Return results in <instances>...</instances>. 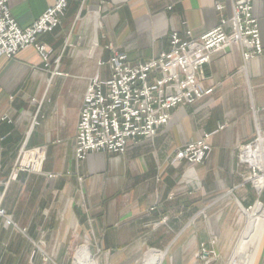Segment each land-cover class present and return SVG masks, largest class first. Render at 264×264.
<instances>
[{"label":"crops","instance_id":"1","mask_svg":"<svg viewBox=\"0 0 264 264\" xmlns=\"http://www.w3.org/2000/svg\"><path fill=\"white\" fill-rule=\"evenodd\" d=\"M55 3L7 7L27 28ZM254 3L262 16L263 0ZM231 15L230 0H67L58 25L38 38L48 61L34 45L0 55V189L15 223L0 218V264H69L82 242L115 264L149 249L194 264L201 244L228 238L238 211L254 231L243 255L263 258L264 188L252 186L238 155L264 133V55L245 61L235 45L213 53L203 83L212 91L173 107L153 138L75 157L84 96L93 78L106 87L111 47L137 65L168 51L174 33L197 38ZM204 133L211 145L201 163L175 158ZM24 146L44 147L40 170L12 169Z\"/></svg>","mask_w":264,"mask_h":264},{"label":"built area","instance_id":"2","mask_svg":"<svg viewBox=\"0 0 264 264\" xmlns=\"http://www.w3.org/2000/svg\"><path fill=\"white\" fill-rule=\"evenodd\" d=\"M254 1L230 0V17H222L218 25L197 38L191 37L190 31L188 39L174 33L168 51L137 65L129 64L122 52L111 47L108 61L111 75L106 87L101 80L93 78L84 96L78 121L76 159L86 158L90 151L123 153L136 138H153L169 123L173 107L193 103L212 91L203 83L204 66L213 53L235 45L245 61L264 55V9L262 16L256 15ZM66 6L67 0H56L54 6L23 28L8 10L7 0H0V55L13 58L28 45H34L48 61L46 45L38 38L58 25V15ZM216 7L222 10L224 5L218 3ZM261 134L264 135L258 132L254 141L242 145L238 155L239 160L250 167L248 180L257 190L264 169L244 159V151L255 147ZM210 137L209 133H204L200 139L178 147L175 158L201 163L210 149ZM40 155L44 156V147L24 146L19 156H30L25 170H36L29 162L31 156ZM1 166L0 158V169ZM3 197L0 189V218L6 225H15L3 206Z\"/></svg>","mask_w":264,"mask_h":264},{"label":"rangeland","instance_id":"3","mask_svg":"<svg viewBox=\"0 0 264 264\" xmlns=\"http://www.w3.org/2000/svg\"><path fill=\"white\" fill-rule=\"evenodd\" d=\"M255 1L258 5L262 4V0H255ZM263 2H264V0H263ZM29 157L30 156H17V158L14 162V165L12 167L14 172H21V171L27 172L28 170H25V169L27 168L26 166H27V161H28ZM246 166H247V170H248V175L246 177L248 179L250 174H251V170L247 164H246ZM262 173H263V171L260 172V174H262ZM251 184L254 187L253 183H251ZM0 186H1V184H0ZM261 191H258V192H261ZM1 192H2V190H1ZM258 202H261L262 204H264V198L261 197L260 201H258ZM251 209H248L247 211H249ZM239 214H240V219H239ZM241 220H243V221L240 222ZM232 221H233V225L231 226L232 231L228 233V238L220 240L219 242L218 241L217 242L216 241L211 242V245H213V247H209L208 243H205V242L203 244H201L200 245V251L198 252V256L195 257L194 264H264V256H263V258H256V257H248L247 258L246 255L245 256L243 255L244 248L246 247V244H250L251 240L254 236V234H253L254 231L252 229L246 228L247 223L245 224V221H247V215L246 214L241 215V212L238 211L236 214V217H234ZM5 226L9 227V225H6V224H5ZM253 240H254V238H253ZM167 243L168 242H166L164 247H161L158 249H161V251H164L166 249V247H168L166 245L171 244V242L168 244ZM255 243H257L256 240H255ZM83 244L85 245L86 243L82 242L81 244H75L74 245V248L71 251L69 264H75L78 248ZM253 248H254V246H253ZM235 249H236V252H234ZM149 250H147V251L145 250L146 254H145V251L142 250L138 253L130 255L131 257H126V259H124L122 262H119L117 264H145ZM89 251L91 253L92 259L94 260L93 264H115L112 262V260H113L112 258L114 256L113 257L103 256V257H101V260H100V259H98V256H95L93 247H91L89 249ZM173 251H174V248H173ZM172 254H173V252L171 251L170 255L167 254V256H166V252H165V256H164V259H163L161 264H174V263H176V264H191V263H193V259L191 258V260H190V257H188V256L179 257V258H177V262H175L174 259L176 257H174V255H172Z\"/></svg>","mask_w":264,"mask_h":264},{"label":"bare ground","instance_id":"4","mask_svg":"<svg viewBox=\"0 0 264 264\" xmlns=\"http://www.w3.org/2000/svg\"><path fill=\"white\" fill-rule=\"evenodd\" d=\"M244 159L249 160L253 164H259L264 169V135L261 134L258 143L255 147H248L245 149ZM45 156H31L29 163H33L36 170H40L41 164ZM258 191L264 188V174L259 178ZM151 254V255H150ZM93 259L87 245H83L77 251L75 264H93ZM163 261V255L149 250L145 264H161Z\"/></svg>","mask_w":264,"mask_h":264}]
</instances>
